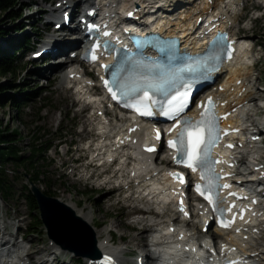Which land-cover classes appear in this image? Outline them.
Wrapping results in <instances>:
<instances>
[{"label": "bare ground", "instance_id": "1", "mask_svg": "<svg viewBox=\"0 0 264 264\" xmlns=\"http://www.w3.org/2000/svg\"><path fill=\"white\" fill-rule=\"evenodd\" d=\"M59 2H61L59 6L51 11L52 17L49 23L55 24V26L60 24V27L58 29L55 27L54 34L51 35L48 42L44 43L42 52L36 60L52 61L45 71L41 72H45V74L54 72L56 69L59 70L66 65L69 66L70 73L65 74L66 79H63V84L72 85V89L76 90L77 98L83 104L81 113L91 106L93 115L88 118V126L99 131V140L93 144V146L97 145L96 151L98 153L104 154L99 150H102L103 146L108 145L113 133L133 130L132 135L125 136L129 140V146L127 145L125 148L116 147L109 154L105 152L102 159L105 163L116 156L120 163L115 173L119 174L120 177L116 178L115 183L123 184V188L117 190L126 189L127 199L131 197L134 199V203L141 202L142 204L147 202L149 205L146 210L144 209L146 213H141L134 221L138 224L146 223L149 228L148 230L146 228L142 235L132 240V242L136 243L146 235L148 236L147 242L141 249L136 251L135 255L137 257L133 259L131 264H154L158 261L161 264H209L208 261L210 264H214L213 259L207 260L202 253L194 252V246L192 245V241L208 242L209 238L212 240L214 237H218L220 239L219 242L223 243L219 247L218 255L224 258V261L230 259V255L238 254L240 257L247 256L249 264H264V204L261 208L253 209L250 212V221H246L244 224L236 223L227 230H215V233L211 234V237H208L207 240H204V237H199L200 235L198 236V233L192 228V223L195 222L197 224L199 216L190 215L191 211L187 209L185 198L187 192L185 193L184 189L175 183L171 175H169L170 170L175 168L173 154L169 153L166 155L168 160L166 164H158L157 156L146 152L144 140L152 138L148 124L145 125L143 122L139 123L130 120L126 125L125 121L128 118L126 114H119L121 119L116 115L115 122L118 120L120 123L117 121L114 124L108 118V110L105 112L106 118H103L102 105L105 97L99 95L92 98L93 96L90 95L92 91L96 90L98 92L99 89L95 87L91 89L94 84L91 75L87 73V70L83 71V65L80 68L78 67L80 54L71 56L78 49L75 48L77 46L76 41H69V34L73 32L72 28L77 26L79 30L77 33H83L80 29L79 23L81 21H79V18L83 11V5L91 2V0H85V3H83L84 0L75 2L59 0ZM243 2L244 0H220L219 3L217 0H103L104 5L101 8H96V10L97 12L102 10L103 13L112 14L119 5H121L120 9H126L127 12L135 10L148 12L156 9L159 22L167 23L170 26L172 36L181 34V39H184L183 47L185 49H193L190 45L192 40L191 29L211 11L214 16L219 17L216 19V23L228 27L232 37L235 38L239 20L237 16ZM155 5L157 6L154 7ZM95 6L96 3L92 5V7ZM57 13L62 15V17L59 18ZM65 13L71 19L69 24L65 23ZM72 21L76 22V25H74L75 23L72 24ZM158 25L159 23L157 22ZM248 39L250 38L247 35L239 38L241 41H251ZM44 48L47 49L45 53H43ZM79 49L82 48L80 47ZM59 54L61 57L57 58ZM251 62L252 52L240 51L235 59L225 67L228 74L226 81L221 84L223 91H219V87L216 89L221 100L222 112L226 113L232 109L236 110L235 119L227 120L225 126L230 127L238 123L237 128L241 131H243V125L250 118L256 116V111L264 108V98L258 94L259 88L253 84L254 75L250 69ZM259 100L260 104H257ZM193 113H189L188 117H193L194 121H196L200 114L194 115ZM178 130L180 129L178 128ZM250 137L252 136L248 137L247 134H244V136L240 135L237 138L239 143H236L235 150L224 151L225 148L220 147L216 148L214 153L217 156L221 155L224 159L231 158L232 161L238 162L240 173H251V175L258 177L253 171L258 170L257 165L260 164L258 161L260 158L263 160V157L259 153L261 148H257L254 146L255 144L251 145L247 141ZM103 143L106 144L103 145ZM259 172L258 178L264 182V167ZM251 175L249 176L250 180L246 182L248 186L255 181V178ZM114 178L115 176L105 177L103 183L111 184ZM133 189H136L135 193H132ZM252 189L250 187L247 188L245 195H251L252 193L249 191H252ZM145 196L148 197L147 201ZM181 201H183L182 206ZM64 204L73 209L85 223L90 226L94 225L95 214L93 211L80 208L74 200ZM245 206H248V204L246 203ZM181 207H183V211ZM197 212L201 214V217L204 214L203 208H197ZM202 228L200 226L199 229L202 230ZM93 229L97 238L96 247L102 256L109 255L115 264H130L125 258L126 253L130 252L128 245L127 247L117 245L114 243L113 235H108L112 233L98 230L95 226ZM236 229H240L239 233ZM0 232L4 236L7 234L9 237H14L8 233L7 227L0 228ZM123 239L124 237H121V241ZM11 240L10 238L1 237L0 243L2 246H7ZM81 245H85L84 241ZM4 248L1 250H4ZM60 248L62 247L54 244L53 251L50 252L52 257L41 259L37 264H66L65 262H59V258L65 255ZM25 250H27L26 247L19 246V249H15L10 253V256L1 257L0 264H32L35 257L30 253V256H26ZM152 250L155 255L151 253ZM65 251L67 250L65 249ZM53 254L56 256H53ZM88 261L93 264L98 262V260L92 259H88Z\"/></svg>", "mask_w": 264, "mask_h": 264}, {"label": "rangeland", "instance_id": "2", "mask_svg": "<svg viewBox=\"0 0 264 264\" xmlns=\"http://www.w3.org/2000/svg\"><path fill=\"white\" fill-rule=\"evenodd\" d=\"M65 1L75 2L77 0ZM219 1L217 0L218 3ZM58 2L59 0H19L14 10L17 15L23 16L21 19L14 20L8 15L0 17V29L11 33L1 39L0 44L5 45L9 40L22 35L30 36L34 43H38L36 46L33 43L34 49L22 57L18 63L17 73L3 79L4 84L12 83L14 88L0 98L17 94L21 89L32 93L37 92L38 97L32 98L22 108H16L10 101H5L1 106L0 102V119L3 121L4 127L9 126L21 133L23 137L21 147L24 149L32 147L35 137L40 139L43 147L48 148V152L44 154V158L40 162V164L46 163L47 165V177L39 184V189L48 191L52 198L64 203L74 200L80 208L93 211L95 223L91 227L95 226L98 230L112 233L108 235H113L112 238L117 245L123 247L128 245L130 252L126 253L125 258L131 264L137 257L136 251L147 242L148 236L140 239V242L135 243L132 240L149 228L146 223L138 224L134 221L141 213H144L142 210H146L149 205L147 202L134 203V199L131 197L127 199L126 189L115 190L114 187L117 185L115 180L120 177L115 173L117 169L94 168L93 171L96 173L93 177H89L92 169L85 162L89 154L83 149L91 140L95 142L99 140V131L88 126V118L93 115L91 106L81 113L83 104L79 102L76 90L72 89V86L63 84L69 66L66 65L59 70L56 69L54 72L45 74V72H41L45 71L52 61L33 59L34 54L39 53L44 43L48 42L51 35L54 34L55 24L49 23L52 17L49 12L59 6L61 2ZM243 5L245 8L238 13L239 20L235 32H239L241 37L247 35L250 38L248 40L255 44V49L252 52L254 66L250 69L254 75L253 84L259 88L258 94L264 98V0H244ZM57 16L61 18L62 15L57 13ZM24 23L27 25L24 33L12 34L17 26ZM58 57H61L60 54L57 55ZM224 77L223 73L219 83ZM260 100L257 101V104H260ZM256 112V116L251 120L261 125L264 109L261 108ZM116 115L118 117V113L111 110L110 119L114 124L118 121L115 122ZM86 121L88 124H85ZM259 153L264 156L263 149ZM76 160H79V163ZM157 160L159 162L160 158ZM114 166L117 167L118 164ZM104 170H107L106 174L102 173ZM12 171L13 167L9 165L10 177L14 176ZM108 176H115V178L111 184L102 185L105 177ZM23 184L26 182L19 181L15 184L14 199L5 201L0 194V228L7 227L8 233L13 236L15 233L25 234L23 243L20 238H16V241L27 248L26 256H30L29 253L34 255L35 260L32 264H37L41 259L52 257L50 252L53 251L52 248L56 242L49 239L44 227L41 228L36 224L30 207L22 196ZM135 190L133 189L132 193H135ZM34 214L40 217L39 211ZM199 227L200 225L198 226L195 222L192 223V228L200 234ZM1 237L14 240L7 234L4 236L2 232H0ZM121 237H124L123 241H121ZM60 249L65 255L59 258V262L80 264L77 260L83 259L80 255ZM53 256L56 255L53 254Z\"/></svg>", "mask_w": 264, "mask_h": 264}, {"label": "snow or ice", "instance_id": "3", "mask_svg": "<svg viewBox=\"0 0 264 264\" xmlns=\"http://www.w3.org/2000/svg\"><path fill=\"white\" fill-rule=\"evenodd\" d=\"M108 35V33H105ZM226 39V38H225ZM101 45L97 43L91 54V59L96 61L98 59L96 51L99 50ZM105 50H110L109 45L104 46ZM105 69L108 68V65H103ZM122 71L121 68H117L116 71L112 73L113 79H118L119 72ZM168 78H164L160 85L152 84L151 87L159 88L163 90V85L169 83ZM105 87H108V81L105 80ZM120 87H124L123 84ZM112 93L113 99H116V93L112 92V89H108ZM125 96L128 95L127 92L124 93ZM156 103L154 100L148 96L145 92L142 99H136L133 103H126L125 106L136 111L141 116H151L153 111L151 105ZM190 103V91H184L179 95L173 96L170 100L166 101L164 105L161 106L162 114L170 119L175 121V124L168 131H176L179 128L177 138L174 140H168L166 142L167 147L173 149L179 155L175 157L177 164H182L189 168L192 172H196L198 169L201 172V179L205 181L204 187L197 184L195 185V190L199 193L203 199H205L210 205H213L214 211H223V212H232V209L236 208L235 204H232L228 209H219L217 206V200L219 198L220 190L228 189L231 185L228 184H219L218 179L214 178L211 173L215 172V164L220 161H213L211 156L213 150L217 144L221 141L224 135H229L230 133L219 126L220 117L215 114V104L211 98L208 99L206 104L199 103L197 106L202 107L204 111L201 113V119L199 121H192L191 119H183L181 126V114L185 111L188 104ZM227 119V115L223 117ZM238 131V130H237ZM156 139H160L159 130L156 131ZM227 147L232 148L234 145H227ZM148 152L155 151L154 148L146 149ZM174 179L178 180L180 183H185L182 174L180 173H170ZM230 175V174H226ZM230 195L236 196L235 193H230ZM244 199L243 197H239ZM183 201H181V206ZM183 211V207H181ZM250 209H240L239 213H233L232 219H222L220 226L223 228H231L235 222L236 217L239 215L240 220H244L245 213ZM239 233L240 229H236ZM247 239V237H245ZM107 264H111V261H108ZM230 264H242L239 261H231Z\"/></svg>", "mask_w": 264, "mask_h": 264}, {"label": "trees", "instance_id": "4", "mask_svg": "<svg viewBox=\"0 0 264 264\" xmlns=\"http://www.w3.org/2000/svg\"><path fill=\"white\" fill-rule=\"evenodd\" d=\"M19 3V0H0V17L8 15L12 19L23 16L17 15L14 10ZM27 25L24 23L17 26L12 34L24 33ZM7 30L0 29V40L10 35ZM33 39L30 36H19L9 40L5 45L0 44V96L7 94L9 90L14 88L12 83L4 84L3 79L8 76H14L18 71V63L22 57L28 53L33 44ZM9 97V98H7ZM38 97L37 92H27L26 90H19L17 94L0 98L1 106L5 101H10L16 108H22L33 99ZM22 135L18 130L5 126L0 119V194L5 201L14 199L15 197V184L19 181L26 182L22 185V196L30 207L33 218L36 224L43 228V223L40 217L36 216L34 212L38 213L39 208L34 198L30 185L39 186L47 177L46 163L40 164L44 158V154L48 152V148L43 147L40 139L35 137V143L29 149L21 147ZM9 165H12L13 177L9 175ZM22 169V170H21ZM21 170V172H20ZM24 171V173H23ZM28 183V185H27ZM48 183H50L48 181ZM44 193L51 197L48 191ZM82 262V259H79Z\"/></svg>", "mask_w": 264, "mask_h": 264}, {"label": "water", "instance_id": "5", "mask_svg": "<svg viewBox=\"0 0 264 264\" xmlns=\"http://www.w3.org/2000/svg\"><path fill=\"white\" fill-rule=\"evenodd\" d=\"M31 192L36 199L40 219L50 239L82 257L97 259L101 257L97 250L94 229L85 223L73 209L56 198L42 192L32 185ZM85 245H81V243Z\"/></svg>", "mask_w": 264, "mask_h": 264}]
</instances>
